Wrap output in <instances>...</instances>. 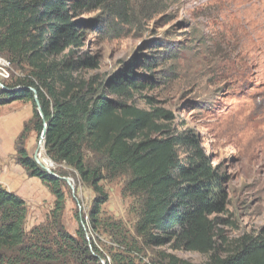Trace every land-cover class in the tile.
<instances>
[{"label":"rangeland","instance_id":"1","mask_svg":"<svg viewBox=\"0 0 264 264\" xmlns=\"http://www.w3.org/2000/svg\"><path fill=\"white\" fill-rule=\"evenodd\" d=\"M90 1V7L74 18L85 22L80 51L97 57L99 65L83 73L112 78L131 70L128 73L136 81L148 83L146 88L132 89L127 102L154 113L166 111L167 116L157 119L166 133L193 136L225 176L227 210L213 216L223 237L219 243L226 246L245 233L258 234L264 227V0ZM27 70L13 66V79L24 77ZM9 112L24 116L25 108L0 105V166L4 174L11 167L7 171L11 177H1L8 189L33 196L36 186L14 167L15 161L10 162L16 124ZM40 137L37 133L35 141L33 137L27 141L31 152L35 143L34 156ZM193 149L189 144L179 146L185 163ZM41 150L48 157L44 145ZM87 156L93 163L100 159L91 152ZM51 166L70 179H63L66 231L76 236L83 227L101 264H172V257L191 264L209 260L200 252L143 241L136 232L139 199L126 189L128 173L108 174L102 181L109 200L102 207L103 225L94 229L89 219L93 188L74 168L55 162ZM48 211L32 206L28 233Z\"/></svg>","mask_w":264,"mask_h":264},{"label":"trees","instance_id":"2","mask_svg":"<svg viewBox=\"0 0 264 264\" xmlns=\"http://www.w3.org/2000/svg\"><path fill=\"white\" fill-rule=\"evenodd\" d=\"M90 4V0H0V54L13 66L29 69L24 77L15 81L12 76L0 87V105L33 102L35 115L17 141L16 160L56 196L48 221L28 233L27 202L0 181V264H101L83 227L74 236L62 223L63 179L43 168L27 150L30 132L42 134L44 119L47 156L74 168L96 194L89 212L94 229L103 225L102 207L109 200L102 181L108 174L126 172L130 175L126 189L140 203L136 232L146 244H172L209 255L204 264H264V227L226 246L219 243L223 237L213 216L227 210L225 176L199 149L197 140L189 134L166 133L157 123L166 111L154 113L127 102L132 89L149 84L136 81L128 73L131 70L112 78L83 73L99 65L97 57L80 51L85 22L74 18ZM19 87L25 88L11 90ZM28 87L37 90L44 119ZM111 93L121 97L115 99ZM183 144L194 148L188 163L179 153ZM87 152L99 156L98 162H90ZM172 261L191 264L175 257Z\"/></svg>","mask_w":264,"mask_h":264},{"label":"crops","instance_id":"3","mask_svg":"<svg viewBox=\"0 0 264 264\" xmlns=\"http://www.w3.org/2000/svg\"><path fill=\"white\" fill-rule=\"evenodd\" d=\"M19 101L20 102H15V101L12 102L11 106H19V108H21V107L25 108V115L24 116H20L18 114L15 115V114H12V112H9L7 114L8 118H11L13 123L16 124L15 130H14V135H13V137H15V149H14V153L12 154V159H10V162L12 163L13 161H15L14 167L19 172L26 174L27 178L31 179V181H32L31 186H32V184H33V187L36 186V191H35L33 196H29V195H27V193L23 194V193L19 192L18 190H11V191L18 194L20 197H22L27 202L28 215H27L26 225L28 224V220L30 219L29 212H30L32 206H35L39 210L49 209L48 215L46 217H41L39 219H36L31 224L32 225L31 228H33L35 226H38V225H41V224L47 222L48 216L51 214L52 210L55 207L56 196L53 194L51 188L45 182H43V180H41L39 177L31 176L28 173L27 169L16 160L17 141H18L19 137L21 136V134L23 133L27 123L30 122L35 115V107H34V104L32 101H22V100H19ZM8 104H10V103H8ZM36 134H37V132L35 130H32L30 132L28 138H27V141L29 140L30 137L31 138L33 137V139L35 141V135ZM27 143L28 142H26L27 150H28L30 155H33L34 149H35V143H34V148H33L32 152L28 149ZM10 168L11 167H8L7 171ZM7 171H5L6 174H4V169H3V167L0 166V181L2 182V184L5 187L9 188V186H7L5 184V182H3V180H2L3 178L1 177V175H4L6 178L11 177L10 173ZM7 181L9 183V185H11L10 180H7Z\"/></svg>","mask_w":264,"mask_h":264},{"label":"water","instance_id":"4","mask_svg":"<svg viewBox=\"0 0 264 264\" xmlns=\"http://www.w3.org/2000/svg\"><path fill=\"white\" fill-rule=\"evenodd\" d=\"M21 88H25V87L14 88V89H11V90H21ZM28 88L34 91V93H35V102H36V104H37V107H38V110H39L41 116H42L43 119H44V114H43V110H42V107H41L40 101H39V99H38L37 90H36L35 88H33V87H28ZM8 90H10V89H8ZM44 123H45V125H44V129H43V132H42V135H41V139H42L43 141L45 140L46 133H47V123H46L45 119H44ZM34 157L36 158L37 162H38L43 168H45L48 172H50L52 175H54V176H56V177H59V178H62V179H66L67 181L70 182V179H69V178L62 177V176L58 175L56 172H54L51 168H49V167H47V166L41 164V162H40L39 159L37 158L36 153H35V156H34Z\"/></svg>","mask_w":264,"mask_h":264},{"label":"bare ground","instance_id":"5","mask_svg":"<svg viewBox=\"0 0 264 264\" xmlns=\"http://www.w3.org/2000/svg\"><path fill=\"white\" fill-rule=\"evenodd\" d=\"M0 56H3L0 54ZM13 67V64L12 62L7 59V58H0V68L1 69H12ZM0 87H3L2 84H0ZM42 135V134H41ZM44 142V141H43ZM40 143V148H39V153L36 154L37 155V158L39 159V161L41 162V164L51 168L52 166V162L51 160L46 157L44 154H43V151L41 150V147H43L44 143ZM37 161V160H36ZM51 166V167H50ZM52 169V168H51Z\"/></svg>","mask_w":264,"mask_h":264},{"label":"built area","instance_id":"6","mask_svg":"<svg viewBox=\"0 0 264 264\" xmlns=\"http://www.w3.org/2000/svg\"><path fill=\"white\" fill-rule=\"evenodd\" d=\"M0 58H6L4 56H0ZM12 69H1L0 68V82L1 84H8L9 79L12 78L13 74L11 72ZM43 140L40 137V143H42ZM45 148V147H44ZM46 152V151H45ZM36 154L39 153V149L36 150L35 152ZM47 155V154H46ZM49 157V156H48ZM49 159L51 160L52 164H53V160L49 157ZM51 167V166H50Z\"/></svg>","mask_w":264,"mask_h":264}]
</instances>
